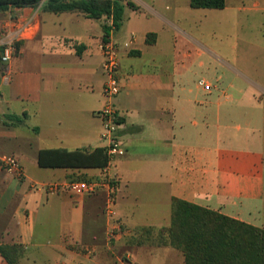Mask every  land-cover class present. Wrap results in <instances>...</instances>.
Instances as JSON below:
<instances>
[{
  "label": "crops",
  "instance_id": "obj_1",
  "mask_svg": "<svg viewBox=\"0 0 264 264\" xmlns=\"http://www.w3.org/2000/svg\"><path fill=\"white\" fill-rule=\"evenodd\" d=\"M127 1L136 15L140 4L159 14L154 2ZM37 11L35 38L21 42L19 55L0 69V157L14 156L24 170L19 178L0 167V241L22 246L18 264H126L124 257L127 264H156L169 257L185 264L177 250L152 247L141 237L170 226L174 199L264 229V136H257L264 129V113L260 122L255 115H245L244 134L230 133L236 114L222 110L221 96L213 95L212 89L205 91L210 93L206 98L193 80H176L179 44L173 37L174 58L167 60L170 31L164 23L144 31L141 39L134 31H124L123 23L112 34L121 58L122 88L115 106L123 115L126 144L125 156L112 170L119 183L115 226L121 234L109 240L103 222L93 220L98 210L91 200L102 193L80 196L43 189L48 183L102 174V169L41 168L38 154L48 149L105 148L99 112L108 102L103 96L106 25L98 20L99 30L77 35L71 26L82 19L93 25L95 19L78 11L55 14L39 7H11L0 14L8 16L0 31L11 18H28ZM131 35L135 41L126 48ZM145 57L147 72L141 64ZM68 75L79 77L76 87H60L64 80L58 77ZM227 92L235 100V80L223 90ZM24 114L25 124L12 119ZM30 121L35 125L29 126ZM22 128L27 131L24 136ZM20 137L36 149L35 174L24 167V154L6 153ZM0 264H8L1 253Z\"/></svg>",
  "mask_w": 264,
  "mask_h": 264
},
{
  "label": "rangeland",
  "instance_id": "obj_2",
  "mask_svg": "<svg viewBox=\"0 0 264 264\" xmlns=\"http://www.w3.org/2000/svg\"><path fill=\"white\" fill-rule=\"evenodd\" d=\"M43 1L45 5L46 0H42L41 3ZM143 1L149 5L154 2L155 9L160 15L152 13L142 4H140L142 6L141 11L137 12L136 15L133 9L125 5L126 2L128 4L130 2L121 0L125 5L122 21L124 31H134L138 39H141L144 31L159 29V25L164 23L170 31L169 43L166 48L167 60L172 62L174 58L173 37H176L179 44V47L176 48V80H193L195 84H198L199 80H206L211 84L213 89L211 93L221 96L222 110L235 111L236 116L233 119V125L229 129L232 134L240 132V135H242L246 132L245 115L247 114L255 115L258 122H260L264 113V0H227L226 7L223 10H195L191 8L190 0ZM143 14H146V16L144 17ZM110 15L111 13L106 14L102 18L104 25L107 24ZM7 18L8 16L5 15L0 17V27ZM164 19H169L171 23L186 31L185 34ZM71 27L77 35L91 34L100 29V22L94 20V24L90 25L82 19L80 24ZM149 40H151V37H149ZM20 48L21 45L18 46L16 56L19 55ZM184 54H189V56L184 57ZM142 62H144L141 63L144 66L142 69L147 72L150 67L149 57H145ZM98 72V76L102 77L101 67ZM58 80H64L60 82V87L67 88L76 87V80L80 79L77 76L68 75L60 76ZM231 80H235V100L229 99L228 95L231 92L223 93V90L225 91L228 88ZM194 86L193 84L192 87L194 88ZM200 93L210 99L209 92L201 90ZM103 96L107 100V97ZM116 101L117 98L112 99L113 104ZM25 122L26 120L23 123L25 124ZM28 124L29 126L35 125L34 121H30ZM20 132L21 134L27 133L24 128L20 129ZM257 136L263 137L264 129H261ZM15 144L14 148L6 150L7 155H11L13 151L20 155L24 154L27 157V160L22 162L24 167L35 174L36 172L33 170L36 159L35 147H29L23 137H20ZM91 201L98 210V214L93 220L99 223L103 222L104 236L109 238L110 223H116L119 219L118 217L115 220L109 219L104 194L93 197ZM165 230L161 228L154 234L143 233L141 237L152 247H170L167 245L168 238L164 235ZM120 234L121 229H117L112 240H115ZM0 246L17 247L19 244L0 241ZM87 252L91 254V251ZM175 252L183 256L179 250ZM123 259L127 264L128 257ZM156 264L175 263L169 257Z\"/></svg>",
  "mask_w": 264,
  "mask_h": 264
},
{
  "label": "trees",
  "instance_id": "obj_3",
  "mask_svg": "<svg viewBox=\"0 0 264 264\" xmlns=\"http://www.w3.org/2000/svg\"><path fill=\"white\" fill-rule=\"evenodd\" d=\"M41 1L0 0V14L11 7H36ZM226 3L227 0H190L192 9L223 10ZM128 5L133 6L131 3ZM44 10L55 14L78 11L95 20H101L106 14L112 13L116 30H119L125 5L121 0L114 4L106 0H46ZM110 30L104 26V40L110 37ZM12 119L23 123L27 115L14 116ZM107 164V153L102 147L92 151L48 149L38 154V165L41 168L98 170ZM164 229V235L168 238L167 245L179 250L186 264H264V229L187 201L173 200L171 224ZM0 253L8 264H18L23 256V248L21 245L0 246Z\"/></svg>",
  "mask_w": 264,
  "mask_h": 264
},
{
  "label": "built area",
  "instance_id": "obj_4",
  "mask_svg": "<svg viewBox=\"0 0 264 264\" xmlns=\"http://www.w3.org/2000/svg\"><path fill=\"white\" fill-rule=\"evenodd\" d=\"M111 3L119 2L120 0H106ZM43 8V3L36 7ZM38 11L28 18H11L7 21L0 31V69L11 63L18 51V45L27 40H32L37 34L36 16ZM110 30V37L107 38L102 46V54L104 58L103 71L106 77L104 85V95L108 102L105 107L99 112L100 119L103 125V140L106 143L105 150L108 157V164L102 169L100 177L89 180H72L64 184L48 183L42 188L51 194L59 191H68L80 196H94L104 194L106 197V210L110 220H115L118 217L116 193L118 191L119 183L112 174V170L116 161L125 156L126 144L121 135L123 129V115L113 104L112 99L116 98L121 92V81L119 77L120 68V51L119 46L112 37L115 33L116 27L114 24V17L111 13L106 24ZM135 41V36L131 35L130 40L124 45L129 48ZM198 85L204 91H211L212 86L206 80H199ZM0 167L7 172L22 178L24 176L23 166L20 161L14 156L0 157ZM117 230L115 223H110L109 240H112Z\"/></svg>",
  "mask_w": 264,
  "mask_h": 264
}]
</instances>
